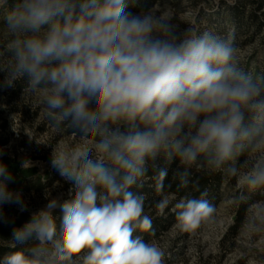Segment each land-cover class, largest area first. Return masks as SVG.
Instances as JSON below:
<instances>
[{"label": "clouds", "instance_id": "1", "mask_svg": "<svg viewBox=\"0 0 264 264\" xmlns=\"http://www.w3.org/2000/svg\"><path fill=\"white\" fill-rule=\"evenodd\" d=\"M140 3L14 0L4 13L3 86L22 82L50 125L69 133L48 146L70 187L67 198L46 192V205L12 230L14 250L0 264H165V251L145 239L153 219L140 190L151 171L163 192L173 160L181 188L194 167L235 178L236 203L245 191L264 193V73L242 66L231 35L181 28L166 9ZM3 155L0 206L25 211ZM206 195L174 204L177 228L193 232L214 219ZM170 203L163 194L155 208ZM248 212V230L264 234V200Z\"/></svg>", "mask_w": 264, "mask_h": 264}, {"label": "rangeland", "instance_id": "2", "mask_svg": "<svg viewBox=\"0 0 264 264\" xmlns=\"http://www.w3.org/2000/svg\"><path fill=\"white\" fill-rule=\"evenodd\" d=\"M219 2L220 0H157L149 9L154 7L166 9L181 28H192L197 32L211 30L220 36L234 34L235 30L230 23L224 22L226 29L220 32L216 23L207 19L210 12L217 10ZM12 3L14 0H0V26L3 25L4 13ZM234 44L246 70L254 73L264 72V30L250 38L248 42L238 39ZM3 79L4 73L0 72V149L4 152L3 162L20 179L42 181V188L39 190L34 188L12 190L22 193L27 210L21 211L16 205L0 206V213L7 221L18 214L31 215L43 208L48 202L45 198L46 192L53 198H67L70 185L51 167L50 146L69 140L70 135L67 131H58L50 125L38 95L24 91L22 82H17L13 88H6L3 86ZM239 193L235 178L224 174L221 187L214 198L213 205L217 210L211 222L186 233L176 227L174 220L167 229L151 238L150 240L156 241L165 251V264H262L264 234L251 233L248 230L246 225L248 208L236 234L225 239L229 228L235 223L239 203L234 201V197ZM164 194L171 198L169 206L157 209L155 202L145 210V213L154 218L167 217L169 213L174 212V204L182 197L178 198L174 193ZM244 195L247 197L248 207L258 200H264L262 192L245 191ZM1 221L6 223L4 220Z\"/></svg>", "mask_w": 264, "mask_h": 264}, {"label": "trees", "instance_id": "3", "mask_svg": "<svg viewBox=\"0 0 264 264\" xmlns=\"http://www.w3.org/2000/svg\"><path fill=\"white\" fill-rule=\"evenodd\" d=\"M157 0H141L140 8L147 10L151 8ZM264 0H235L234 3H228L224 0H220L217 10L210 12L207 15L209 22L216 23L217 30L222 32L226 28L224 22H228L234 28L235 33L230 35L233 37L235 43L238 39L242 42L250 41L255 35H258L264 30ZM225 32V31H224ZM227 33V32H225ZM233 34V35H232ZM245 35V36H244ZM249 35V37H247ZM242 36V37H241ZM244 36V37H243ZM241 38V39H240ZM264 73V72H263ZM163 164V161H161ZM178 161L173 160L168 165L169 174L168 177L163 181L165 188L163 192L158 187L159 181L152 175L151 171L144 178V187L140 190L146 194L145 210L153 206L158 197L164 193H174L178 198L184 197L185 195H191L193 197H199L200 192H206V199L210 203H214V198L217 196L218 191L221 187V183L224 179V173H201L195 170L193 167L190 169V184L187 188H181L178 186L179 181L173 180L172 171L177 167ZM12 173V180L8 182L10 190L16 189H36L42 188V181L40 179H33L31 181L26 179L18 178L15 173L9 169ZM168 185H171L168 187ZM248 208V200L246 202L239 203L235 223L229 228L225 239L231 235L236 234L239 225L241 224L244 214ZM54 215L59 218L61 212L56 209ZM31 215L27 213H21L15 217H10L6 223L0 220V258L9 251L14 249L11 248L10 238L12 230L16 227L22 226L25 222L30 219ZM153 219V234H145V239L150 240L153 237L168 228V226L175 219V212L169 213L167 217L156 216ZM139 234V233H138Z\"/></svg>", "mask_w": 264, "mask_h": 264}]
</instances>
